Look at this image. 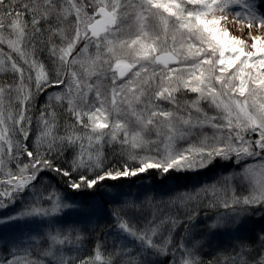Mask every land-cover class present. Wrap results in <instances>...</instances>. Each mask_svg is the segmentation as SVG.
<instances>
[{
    "label": "snow or ice",
    "instance_id": "1",
    "mask_svg": "<svg viewBox=\"0 0 264 264\" xmlns=\"http://www.w3.org/2000/svg\"><path fill=\"white\" fill-rule=\"evenodd\" d=\"M0 264H264V0H0Z\"/></svg>",
    "mask_w": 264,
    "mask_h": 264
},
{
    "label": "trees",
    "instance_id": "2",
    "mask_svg": "<svg viewBox=\"0 0 264 264\" xmlns=\"http://www.w3.org/2000/svg\"><path fill=\"white\" fill-rule=\"evenodd\" d=\"M214 173V172H211V174ZM201 177H193L192 180H195V181H200L201 179H199ZM52 183H56V179L54 177V174H52V176L50 177ZM153 180V177H150L148 176L147 174H145L144 176H142L140 179H137V180H134L133 181V186L131 189L133 188H140V186L143 184V185H147L149 184L150 182H152ZM191 181H184V180H181L179 183L180 184H185V183H189V182H192ZM172 183H175V182H172ZM125 189H128L127 186H125ZM111 191H115V189H112ZM259 226V225H258Z\"/></svg>",
    "mask_w": 264,
    "mask_h": 264
},
{
    "label": "rangeland",
    "instance_id": "3",
    "mask_svg": "<svg viewBox=\"0 0 264 264\" xmlns=\"http://www.w3.org/2000/svg\"><path fill=\"white\" fill-rule=\"evenodd\" d=\"M238 34H239V33H237V35H238ZM205 107H207V106L205 105ZM215 176H216V173H215V172L212 173V174H211V172H208L206 175L201 176V178H199V179H201L200 181L192 180V182H189V183H190V184H191V183H197V182H199V183H204V182H206V181H211L212 179L215 178ZM138 189H139V188H133V189H131V191H132V192H136ZM124 190H128V189H124ZM90 227H91V226H90Z\"/></svg>",
    "mask_w": 264,
    "mask_h": 264
},
{
    "label": "bare ground",
    "instance_id": "4",
    "mask_svg": "<svg viewBox=\"0 0 264 264\" xmlns=\"http://www.w3.org/2000/svg\"><path fill=\"white\" fill-rule=\"evenodd\" d=\"M239 35V34H238Z\"/></svg>",
    "mask_w": 264,
    "mask_h": 264
}]
</instances>
